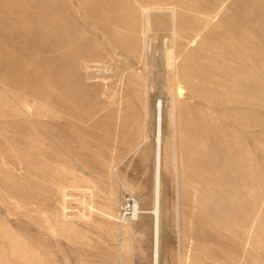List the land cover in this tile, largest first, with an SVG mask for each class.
Listing matches in <instances>:
<instances>
[{"label": "rangeland", "instance_id": "rangeland-1", "mask_svg": "<svg viewBox=\"0 0 264 264\" xmlns=\"http://www.w3.org/2000/svg\"><path fill=\"white\" fill-rule=\"evenodd\" d=\"M253 1L250 0L251 3H249L247 0H241V2L240 0H226V2L225 0H165L156 4L162 9H152L146 13L147 15L140 8L131 4L132 7L129 8V11L134 28L130 31L114 28L113 36L106 33L107 27H110L108 19L101 21L92 15L85 21L76 12L74 18L78 21L74 26L75 34L71 37L70 42L75 45L82 44L84 47L86 52L84 59L89 60L88 65L91 64V67L87 69L89 75L81 73L85 70L82 71L78 64L72 68L50 67L53 65L48 64L47 69L50 68L54 78L51 77L48 81L42 79V85L48 84L45 86L46 88L43 87L45 90L49 88V97L43 94L38 98L27 92L25 87L15 89L11 83L9 85L0 82V145H3L0 146L2 154H0V251H2L0 252V264H24V262H26L25 264H35L36 262L39 264L152 263V216L149 212L153 208L155 197L153 169L156 138L155 106H158V101H161L163 109L160 123V154L162 155H160L161 166L159 169L161 178L159 179L160 191L158 192V216H160L158 218L157 263L264 264V163H262V159L264 160V105L258 107L254 103L256 100V102H261H257L258 104H264L262 102V100L264 101V15L262 12L264 1L261 0L260 5H258L260 0ZM83 2L84 8L91 7L95 3L90 0ZM193 5L200 8L196 13L190 10ZM72 6L75 8L73 4ZM206 6L209 7L204 10L205 12H202L201 7L204 9ZM256 8L259 10H255ZM172 14L175 19L179 15H183L182 17L187 23L184 24L186 28L193 21L207 25L197 34L190 30H182L184 33H181L180 30L173 34L172 25L175 19L172 18ZM156 17L161 26L154 24L153 20ZM160 17L164 18L165 22L160 21ZM220 17L223 20H218ZM236 20L241 21L242 33L239 35L241 37H234V42L238 41L240 50L234 49L232 55L234 58L236 51L242 55L239 59H229L226 58L225 53L226 60L218 61L222 57H217L212 44L217 42L216 37H220L224 44L222 47H225L230 42L226 38L225 31L230 27L235 28ZM221 23L222 25H220ZM244 31L247 33H243ZM210 32L211 34H208ZM106 40L109 42L106 43ZM118 41H121L126 48H119L116 45ZM135 42L139 44V47ZM107 45H111V47L109 46L111 49L106 47ZM183 45L187 47L185 46V48ZM216 45H220V43H216ZM164 51L170 52L166 53L171 57L170 60L166 59ZM229 54L227 55L229 56ZM249 54L253 57L251 60L255 61L254 65L252 61L247 60V58H251ZM200 56H204L206 59H201ZM225 61L229 64L223 63ZM233 61L234 63L236 61L238 65L232 64ZM213 62L217 66H213ZM166 64H168V68H165ZM211 65L215 67H212L215 70L208 71L207 67H211ZM218 65L220 66L218 67ZM122 66H124V70ZM160 66L164 67L158 69ZM191 67L201 68L202 71L200 69L199 73L202 74L206 71V74H202L204 77L191 76ZM204 67L206 68L204 69ZM239 67L244 69L240 71ZM31 68L33 69L32 66H28L27 70L32 71ZM74 68L79 71H74ZM121 71L123 72L120 73ZM73 72L78 79L73 77ZM156 72H158V76ZM211 73H219L220 76ZM128 75L130 76L128 77ZM85 77L87 78L85 79ZM212 78H216L217 80H214L217 83L212 81ZM55 80L61 86L58 82L55 83ZM219 82L223 84L221 85ZM210 85L212 86L210 87ZM135 88H138L139 91H136ZM192 91L196 92L198 96L194 97L195 95L191 94ZM103 92H106L105 95ZM53 93L57 96L50 95ZM241 93H247L250 97L244 95L246 96L244 98ZM207 96L218 104L211 103ZM257 96L263 97L262 100L256 99ZM57 98L60 99L64 108L57 106L55 103ZM224 99L228 102L226 103ZM240 99H244V104ZM230 101L235 103H230ZM11 108L13 109L11 110ZM237 112L239 113L236 114ZM230 114L232 116L236 114L235 121L232 116L229 118ZM203 115H205V119ZM245 115H248L246 117L249 118L246 119ZM207 116L209 118H206ZM209 120L214 121L215 125L219 124L215 126ZM237 121L242 122L237 123ZM220 122L224 124L220 125ZM203 123L204 125L201 126ZM245 124L249 125V128ZM211 125L213 131L209 130ZM182 126L184 128H181ZM196 127L197 129H195ZM241 127H245V129ZM178 128L180 132H177ZM201 130H207V132H201ZM181 132H184L185 135ZM219 132L225 135H220ZM18 133L21 135H17ZM30 133H32L31 136ZM231 133L232 135H230ZM194 134L198 135V138ZM177 135L179 136L177 137ZM233 137L235 138L233 139ZM222 138L225 140L223 139V144L219 145ZM255 138L257 142L254 140ZM5 139L7 142L14 140L15 146H12L13 143L10 141L7 144ZM19 142H24L21 148ZM25 144L26 146H23ZM203 145L205 151L199 149L203 148ZM178 146L180 149L182 147L181 151ZM187 146L189 147L187 148ZM24 148L28 149L24 151ZM19 150L23 152L20 151V153ZM205 152H207L206 155ZM215 153L217 156L214 155ZM247 155L249 157H246ZM203 156L205 160H203ZM212 156L215 158H211ZM3 158L5 161L2 160ZM185 158H187L186 161ZM248 161L250 162L248 163ZM196 166L197 168H195ZM210 166L214 169H210ZM216 168L218 169L216 170ZM235 169H238L237 172ZM200 170H203L204 173ZM185 171L186 173H183ZM204 174L207 175L204 176L207 178L203 182ZM199 175L203 177L202 180ZM220 176L222 178L225 176L224 180ZM243 178L245 179L243 180ZM258 186L260 187L259 191ZM227 195L229 196L226 198ZM125 198L131 199L134 208L136 205L142 213L138 216L129 215L123 218L120 205ZM259 198L260 200H258ZM233 199H239V201ZM245 200L249 202L246 203ZM198 203L201 204L198 205ZM250 212L251 216H248ZM234 216H237L238 220ZM242 217L248 220H244ZM255 220L261 225L260 229H258V223ZM247 222L249 223L246 224ZM232 223L234 225H230ZM8 230L10 233L13 232L14 236L16 235L15 237L12 235L14 239L10 233H7ZM243 234L246 236L244 237ZM17 237L19 239H16ZM248 238L249 241H247ZM3 240L4 242H2ZM15 246L20 251L15 252L17 251ZM9 253L17 258L10 257ZM35 256L37 259H34ZM16 260L19 262L17 263Z\"/></svg>", "mask_w": 264, "mask_h": 264}, {"label": "bare ground", "instance_id": "bare-ground-1", "mask_svg": "<svg viewBox=\"0 0 264 264\" xmlns=\"http://www.w3.org/2000/svg\"><path fill=\"white\" fill-rule=\"evenodd\" d=\"M84 0H72V1H70V0H0V82H5L4 84H9V83H11V84H13V86L15 87V89L16 88H19V87H25L26 89H27V92H29V93H32V94H34V95H36L37 96V98L39 97V96H42L43 94L44 95H49V93H48V90H49V88H48V90H45L44 89V87L45 86H47V85H42L43 84V82H42V79H45V81H48V80H50L51 79V77H53L52 76V71L50 70V68H48L47 69V65L49 64V65H53V66H50V67H54V66H56L57 68H60V67H62V68H64V67H66V68H72V67H74L76 64H78L79 66H80V68H82L81 70L83 71V69L85 70V72H81V73H87V75H89L88 73V71H87V69L89 68V67H91L90 65H88L87 64V62L89 61V60H87V59H84L85 58V54H86V52H85V49H84V47H82V44H78V45H75V44H71V42H70V39H71V37L75 34V31H74V26H75V24L77 23V19H75L74 18V14L77 12V13H79V15H80V18L82 19V20H87L88 18H91L92 17V15L94 16V17H96V18H98L99 20H101V21H104L105 19H108V25L110 26V27H107V29H106V33L108 32V34L109 35H112L113 36V34H114V32H115V30H113L114 28H118V29H125V30H132V28H134L133 27V25H132V23L133 22H131V15H130V11H129V8H131L132 7V5H134V6H136V7H138V8H140L143 12H145V14L146 13H149V11L150 10H160V9H162L161 8V6H157L156 4H158L159 2H163V1H165V0H163V1H161V0H90V1H92V2H95L94 3V5L93 6H91V7H83L84 5H83V2ZM249 3H251L250 2V0H247ZM254 1H258V0H254ZM253 1V2H254ZM264 1V0H263ZM225 2H226V0H225ZM240 2H241V0H240ZM259 2H262L261 0L260 1H258V5H260L259 4ZM72 4L75 6V8H73V6H72ZM132 4V5H131ZM263 4H264V2H263ZM262 3H261V5H263ZM129 5H130V7H129ZM225 5V4H224ZM133 6V7H134ZM245 6V5H244ZM250 6H252V5H250ZM207 7H209V6H206V7H204V9L201 7V10H202V12H205L204 10L205 9H207ZM212 7V6H211ZM257 7V6H256ZM222 8V7H221ZM253 8V7H252ZM167 9V8H166ZM198 9H200V8H197V7H195L194 5L192 6V8L190 9L192 12H195L196 13V11H199ZM258 8H256L255 10H257ZM200 10V11H201ZM213 10V9H212ZM259 10V9H258ZM261 10V9H260ZM220 11H221V9H220ZM246 11V10H245ZM201 12V13H202ZM262 12H263V15H264V7L262 8ZM214 13V12H213ZM216 13V12H215ZM240 13H243V12H240ZM249 13V12H248ZM204 14V13H203ZM208 14V13H207ZM217 14V13H216ZM147 15V14H146ZM173 15V14H172ZM171 15V16H172ZM210 15H212V14H210ZM183 16V15H182ZM182 16H178L176 19H175V16L173 15L172 16V18H174L175 19V22H174V24L172 25V32H173V34L174 33H176V32H179L180 30H181V33H184V32H182V30H190V31H193V32H195L196 34L197 33H200V31L201 30H203L204 28H205V26L207 25V24H204V25H202V23L200 22H198V21H193V22H191V23H189L188 24V26H187V28H186V26L184 25V24H187L186 23V21H184V19H183V17ZM220 16H222V15H220ZM244 16V15H243ZM144 17V16H143ZM216 17V16H215ZM244 17H246V16H244ZM248 17V16H247ZM264 17V16H263ZM161 18V17H160ZM210 18V17H209ZM212 18V17H211ZM243 18V17H242ZM250 18V17H249ZM162 19V20H161ZM160 19V21H164L163 19L164 18H161ZM200 19V18H199ZM223 20V18H219L218 20ZM228 19V18H227ZM224 20H225V18H224ZM154 24L155 25H157V26H161L158 22H159V19H157V17L156 18H154ZM247 21H249V20H247ZM247 21H245V22H247ZM161 22V23H162ZM165 22V21H164ZM223 22V21H222ZM225 22V21H224ZM217 23H219V22H217ZM147 24V23H146ZM164 24V23H163ZM162 24V25H163ZM226 24V23H225ZM171 25V24H170ZM218 25V24H217ZM220 25H222V23L220 24ZM164 27H166V25H163ZM162 26V27H163ZM262 26V25H261ZM112 27V28H111ZM225 27V26H224ZM207 28V27H206ZM211 28H213V27H211ZM225 28H227V27H225ZM105 29V28H104ZM212 30V29H211ZM264 30V29H263ZM206 31V30H205ZM188 32V31H187ZM203 32V31H202ZM226 38L230 41V42H228V44H226L225 45V47H222L224 44H222V42H221V38L220 37H216L215 39H216V41L217 42H213V50L215 51V54H217L218 56L217 57H222L221 59H219L218 61H220V60H222V59H224V60H226V58H229V59H234V58H240L241 57V55L239 54V52L238 51H236V53H235V56H234V58H233V55H232V53H234V49H237V50H240V47H239V44L237 43L238 41H236V42H234V37H237V36H239V35H241V33H242V28H241V21L240 20H236L235 21V28H228L226 31ZM246 31H244L243 33H245ZM126 33H128L127 31H126ZM206 33V32H205ZM247 33V32H246ZM129 34V33H128ZM192 34V33H191ZM195 34V35H196ZM208 34H211V32L210 33H208ZM125 35H127V34H125ZM249 35V34H248ZM130 36V35H129ZM190 36H192V35H190ZM198 36V35H197ZM250 36V35H249ZM108 37H110V36H108ZM127 37V36H126ZM239 37H241V36H239ZM91 38V37H90ZM96 38V37H95ZM124 38V37H123ZM196 38V37H195ZM203 38V37H202ZM108 39V38H107ZM131 39V38H130ZM130 39H127V40H130ZM206 39V38H205ZM214 39V38H213ZM89 40H92V39H89ZM105 40V39H104ZM108 40H110V39H108ZM108 40H106V43H108L109 41ZM135 40V39H134ZM239 40V39H238ZM108 41V42H107ZM240 41V40H239ZM225 42V41H224ZM132 43V42H131ZM139 43V42H138ZM212 43V42H211ZM216 43H220V45H216ZM127 44H129V43H127ZM135 44H137V42H135ZM189 44V43H188ZM113 45V44H112ZM116 45L119 47V48H123L125 45H123V43L121 42V41H118L117 43H116ZM139 44H137V46H138ZM103 46V45H102ZM109 46L111 47V45H107L106 47H108L109 48ZM134 46V45H133ZM132 46V47H133ZM137 46H135V47H137ZM184 47L186 46V45H183ZM128 47H131V46H129L128 45ZM139 47V46H138ZM187 47V46H186ZM185 47V48H186ZM241 47H243V46H241ZM104 48H105V46H104ZM124 48H126V47H124ZM185 48H182V49H185ZM109 49H111V48H109ZM128 49V48H127ZM163 49V48H162ZM181 49V50H182ZM188 49V48H187ZM207 49H209V48H207ZM100 50V49H99ZM113 50V49H112ZM129 50H130V48H129ZM102 51V50H101ZM108 51H111V50H108ZM114 51V50H113ZM115 51H117V50H115ZM183 51V50H182ZM189 51H190V49H189ZM195 51V50H194ZM244 51H246V50H244ZM251 51V50H250ZM250 51H247L248 53L250 52ZM253 51V50H252ZM89 52H92V51H89ZM105 52V51H104ZM120 52V51H119ZM122 52H124V51H122ZM159 52V51H158ZM165 52V51H164ZM169 51H166L165 52V54L166 53H168ZM184 52V51H183ZM115 53V52H114ZM121 53V52H120ZM127 53V52H126ZM170 53V52H169ZM196 53V52H195ZM225 53H226V56H224L225 55ZM228 53H230L229 54V56L227 55ZM94 53H92V55H93ZM111 54H112V52H111ZM110 54V55H111ZM162 54H164V53H162ZM182 54V53H181ZM188 54V53H187ZM209 54V53H208ZM252 54H254V53H252ZM255 54H257V53H255ZM161 55V54H160ZM195 55V54H194ZM250 55V57H251V54H249ZM248 55V56H249ZM94 56V55H93ZM165 56V55H164ZM187 56V55H186ZM189 56V55H188ZM197 56H199V55H197ZM247 56V57H248ZM255 56V55H254ZM175 57V56H174ZM190 57V56H189ZM207 57V56H206ZM226 57V58H225ZM244 57H246V54H244ZM243 57V58H244ZM249 57V58H250ZM258 57V56H257ZM262 57V56H261ZM127 58V57H126ZM191 58V57H190ZM200 58L201 59H206V58H204V56H200ZM208 58V57H207ZM253 57H251L250 59H248L247 58V60H250V61H252L253 59H252ZM159 59V58H158ZM157 59V60H158ZM163 59H165V58H163ZM166 59L167 60H170L171 59V57L168 55V54H166ZM175 59V58H174ZM184 59V58H183ZM192 59H193V57H192ZM214 59H216V58H214ZM242 59V58H241ZM244 59H246V58H244ZM252 59V60H251ZM182 60V59H181ZM180 60V61H181ZM184 60H186V59H184ZM263 60V59H262ZM92 61V60H91ZM123 61H125V60H123ZM159 61H163V60H159ZM173 61H175V60H173ZM197 61H198V59H197ZM217 61V60H216ZM243 61H246V60H243ZM155 62V61H154ZM165 62V61H164ZM182 62V61H181ZM181 62H179V63H181ZM196 62V61H195ZM194 62V63H195ZM228 62H230L229 60H228ZM228 62H223V63H228ZM255 62V61H254ZM253 61H252V64L254 63ZM168 63V62H167ZM179 63H177V64H179ZM184 63V62H183ZM192 63V62H191ZM190 63V64H191ZM206 63V62H205ZM220 64H221V62H219ZM232 64H235L236 63V61H235V63H234V61L233 62H231ZM246 63V62H245ZM262 63V62H261ZM189 64V63H188ZM213 64V66H217L216 65V63H212ZM229 64V63H228ZM250 64V63H249ZM255 64V63H254ZM253 64V65H254ZM161 65V64H160ZM167 65L168 64H166V67L165 68H168L167 67ZM191 65H193V64H191ZM201 65V63L199 64V66ZM208 65V64H207ZM235 65H238L237 63L235 64ZM259 65V64H258ZM33 67V69H32V71H28L27 70V67ZM156 66H158L157 64H156ZM175 66H176V64H175ZM203 66H205L204 65V63H203ZM212 65H211V67H207V70L209 71V70H215V69H213V68H215V67H213ZM220 65H218V67H219ZM231 66V65H230ZM245 66V65H244ZM256 66H257V64H256ZM260 66H261V64H260ZM259 66V67H260ZM49 67V66H48ZM159 67V66H158ZM161 67H164V66H160V68H158V69H161ZM169 67H170V65H169ZM189 67V66H188ZM201 67V66H200ZM213 67V68H212ZM223 67H224V65H223ZM262 67V66H261ZM122 68H123V70L125 69L124 68V66H122ZM175 68H177V67H175ZM206 67H204V69H205ZM209 68V69H208ZM212 68V69H211ZM222 68V67H221ZM225 68V67H224ZM240 69V71L241 70H243L244 68H242V67H239ZM242 68V69H241ZM52 69V68H51ZM77 69H79L78 67H77ZM76 69V70H77ZM201 69V68H200ZM199 68H197V67H191V76H194V77H204V76H202V74H206V71L205 72H203L202 74L201 73H199V70H200ZM248 69V68H247ZM262 69V68H261ZM60 70V69H59ZM75 70V68H74V71H76ZM80 70V71H81ZM100 70V69H99ZM176 70V69H175ZM77 71H79V70H77ZM183 71V70H182ZM201 71H202V69H201ZM248 71V70H247ZM261 72H262V70H260ZM60 72V71H59ZM68 72V71H67ZM123 71H121L120 73H122ZM125 72V71H124ZM167 72V71H166ZM216 72V71H215ZM237 72V71H236ZM125 73H127V72H125ZM124 73V74H125ZM224 73V72H223ZM238 73H239V71H238ZM238 73H236V74H238ZM263 73V72H262ZM73 77H75V79H78L77 78V75L75 74V72H73ZM142 74V73H141ZM212 75H217V74H219V73H211ZM156 75L158 76V72H156ZM164 75V74H163ZM207 75H208V73H207ZM212 75H210V76H212ZM233 75V74H232ZM130 75H128V77H129ZM170 76V75H169ZM218 76H220V74L218 75ZM106 77V76H105ZM142 77H144V76H142ZM162 77V76H161ZM165 77V76H164ZM163 77V79H165ZM166 77H168V76H166ZM171 77V76H170ZM217 77V76H216ZM54 78V77H53ZM87 77H85V79H86ZM208 78V77H207ZM206 78V79H207ZM202 79H205V78H202ZM213 79V78H212ZM214 79H216V78H214ZM212 80V81H215L216 83H217V79L216 80ZM126 80H127V78H126ZM45 81H44V83H45ZM56 81V80H55ZM62 81V80H61ZM73 81H74V79H73ZM133 81H135V80H133ZM163 81V80H162ZM165 81H166V79H165ZM169 81V80H168ZM212 81H210V82H212ZM54 82V81H53ZM58 81H56L55 83H57ZM128 82V81H127ZM202 82H204V81H202ZM206 82V81H205ZM241 82V81H240ZM50 83V82H49ZM62 83V82H61ZM77 83V82H76ZM165 83V82H164ZM220 83V82H219ZM243 83V82H242ZM58 84H60L59 82H58ZM57 84V85H58ZM64 84V83H63ZM65 84H67V83H65ZM69 84V83H68ZM72 84V83H71ZM82 84V83H81ZM106 84V83H105ZM175 84V83H174ZM205 84H208V83H205ZM212 84H214V83H212ZM221 84V83H220ZM219 84V85H220ZM223 84V83H222ZM221 84V85H222ZM237 84V83H236ZM235 84V85H236ZM245 84H248V83H245ZM10 85V84H9ZM49 85H51V84H49ZM70 85V84H69ZM73 85V84H72ZM75 85H77V84H75ZM79 85V84H78ZM77 85V86H78ZM215 85V84H214ZM220 85V86H221ZM248 85H250V84H248ZM44 86V87H43ZM52 86V85H51ZM60 86H61V84H60ZM63 86V85H62ZM71 86V85H70ZM83 87H84V85H82ZM139 86H140V83H139ZM165 86V85H164ZM197 86V85H196ZM212 85H210V87H211ZM242 86V85H241ZM55 87V86H54ZM95 87H97V86H95ZM219 87V86H218ZM217 87V88H218ZM224 87V86H223ZM238 87V86H237ZM243 87H245L244 85H243ZM46 88V87H45ZM51 88V87H50ZM70 88V87H69ZM99 88V87H98ZM175 88V87H174ZM190 88V87H189ZM214 88H216V87H214ZM229 88V87H228ZM239 88V87H238ZM247 88V87H246ZM14 89V90H15ZM63 89H64V87H63ZM86 89H89V88H86ZM131 89H133V88H131ZM130 89V90H131ZM135 89H137L136 91H139L138 90V88H135ZM143 89V88H142ZM225 89V88H224ZM230 89H232V88H230ZM230 89H229V91H230ZM263 89V88H262ZM9 90V89H8ZM12 90V89H11ZM90 90V89H89ZM96 90V89H95ZM205 90H207V89H205ZM222 90V89H221ZM234 90V89H233ZM236 90V89H235ZM241 90V89H240ZM255 90V89H254ZM47 91V92H46ZM84 91V90H83ZM98 91H100V90H98ZM103 91V90H102ZM127 91H129V90H127ZM133 91H134V89H133ZM141 91V90H140ZM170 91H171V89H170ZM188 91V90H187ZM217 91V90H216ZM228 91V92H229ZM257 91V90H256ZM24 92V91H23ZM50 92V91H49ZM90 93H92L93 94V92H91V91H89ZM235 91H233V93H234ZM239 92V91H238ZM243 92H245V91H243ZM258 92V91H257ZM260 93H261V90L259 91ZM50 93H52V92H50ZM89 93V94H90ZM100 93H101V91H100ZM105 93L106 92H103V94L105 95ZM161 93V92H160ZM231 93H232V91H231ZM236 93V92H235ZM248 93V92H247ZM247 93L246 94H242L241 93V95H243V97L245 98L246 96H248L247 95ZM5 94V93H4ZM20 94V93H19ZM53 94H55V93H53ZM53 94H50V95H52V96H57L56 94L55 95H53ZM68 94V93H67ZM134 94V93H133ZM132 94V95H133ZM191 94H193V95H195L194 97H196V96H198V95H196V92H194V91H192L191 92ZM238 94V93H237ZM250 94V93H249ZM252 94V93H251ZM250 94V95H251ZM234 95V94H233ZM232 95V96H233ZM238 95H240V93L238 94ZM244 95H246V96H244ZM63 96V95H62ZM61 96V97H62ZM174 96V95H173ZM237 96V95H236ZM236 96H234V97H236ZM253 96V95H252ZM43 97H45V96H43ZM49 97V96H48ZM61 97H59V98H61ZM105 97V96H104ZM220 97H222V96H220ZM219 97V98H220ZM241 97V96H240ZM248 97H250V96H248ZM55 98V97H54ZM140 98V97H139ZM256 99L258 98V99H260V100H262V98L263 97H261V98H259L258 96L257 97H255ZM207 99H209L210 100V102L211 103H213L214 105H217L218 103L216 102V101H214V100H211V98L209 97V96H207ZM236 99V98H235ZM246 99H249V98H246ZM146 100V99H145ZM225 101H226V99H224ZM241 101H242V103H243V100L244 99H240ZM90 101V100H89ZM47 102H49V101H47ZM52 102V101H51ZM175 102V101H174ZM210 102H207V103H210ZM219 102V101H218ZM228 101H226V103H227ZM252 102V101H251ZM257 102H260V101H257ZM256 102V100H255V102L254 103H256L257 104V106L259 107L260 105L261 106H263L264 104H258ZM262 102L264 103V101L262 100ZM9 104H11L10 102H8ZM55 103L57 104V106L58 107H63V105H61V102H60V99H58L57 98V100L55 99ZM158 106H155V123H156V138H155V155H154V169H153V174H154V194H155V197H154V204H153V208H152V210L149 212V211H147V212H149L150 214H151V216H152V235H153V256H152V263L151 264H158L157 263V241H159L158 240V218H159V216H158V192L160 191V189H159V179L161 178V176L159 177V175H161V174H159V169H160V166H161V162H160V155H162V154H160V136H161V128H160V123H161V117H162V103H161V101H158ZM183 103V102H182ZM230 103H235L234 101H230ZM237 103V102H236ZM238 103H240V102H238ZM253 103V102H252ZM261 103V102H260ZM99 104V103H98ZM186 104V103H185ZM244 104V103H243ZM248 104V103H247ZM55 105V104H54ZM100 105V104H99ZM177 105V104H176ZM234 105V104H233ZM240 105V104H239ZM96 106V105H95ZM191 106H192V103H191ZM195 106H197V105H195ZM211 106H213V105H211ZM223 106H225V105H223ZM243 106H245V105H243ZM254 106H256V105H254ZM253 106V107H254ZM7 107H9L8 105H7ZM6 107V108H7ZM11 107V106H10ZM27 107V106H26ZM58 107H56V108H58ZM94 107V106H93ZM98 107V106H97ZM130 107V106H129ZM193 107V106H192ZM191 107V108H192ZM28 108V107H27ZM64 108V107H63ZM65 108H67V107H65ZM194 108V107H193ZM193 108L191 109V110H193ZM234 108V107H233ZM254 108H256V107H254ZM10 109V108H9ZM13 108H11V110H12ZM59 109V108H58ZM96 109V108H95ZM187 109H188V107H187ZM203 109H205L204 107H203ZM203 109H202V111H203ZM219 109V108H218ZM227 109V108H226ZM228 109H231V108H229L228 107ZM227 109V110H228ZM29 110V109H28ZM56 110V109H55ZM183 110V109H182ZM206 110V109H205ZM225 110V109H224ZM232 110H234V109H232ZM4 111V110H3ZM40 111V110H39ZM184 111H187V110H184ZM199 111H200V109H199ZM209 111V110H208ZM210 111H212V110H210ZM220 111V110H219ZM229 111V110H228ZM231 111V110H230ZM234 111H236V110H234ZM233 111V113H235ZM242 111V110H241ZM20 112H23V111H20ZM28 112V111H27ZM43 112V111H42ZM41 112V113H42ZM189 112V111H188ZM257 112H259V111H257ZM24 113V112H23ZM41 113H39V114H41ZM45 113V112H44ZM123 113V112H122ZM129 113V112H128ZM178 113V112H177ZM209 113V112H208ZM213 113V112H212ZM220 113V112H219ZM224 113H225V111H224ZM226 113H227V111H226ZM230 113V112H229ZM239 112H237L236 114H238ZM261 113V112H260ZM6 114V113H5ZM10 114H12V113H10ZM17 114V113H16ZM35 114V113H34ZM43 114V113H42ZM52 114V113H51ZM204 114V113H203ZM228 114V113H227ZM236 114H234V116H232L231 114H230V116H229V118L232 116L233 118V120L235 119V116H236ZM242 114H244V113H242ZM262 114V113H261ZM264 114V113H263ZM6 115H8V114H6ZM195 115V114H194ZM207 115V114H206ZM223 115V114H222ZM256 115V114H255ZM254 115V117L256 118V116ZM13 116H15V114H13ZM17 116H18V114H17ZM17 116H15V117H17ZM38 116V115H37ZM36 116V117H37ZM49 116H51V115H49ZM198 116V115H197ZM205 115H203V117H204ZM209 116V115H208ZM206 117V118H209V117ZM212 116V115H211ZM243 116V115H242ZM246 116H248V115H245V118L247 119V118H249V117H246ZM258 116V115H257ZM26 117H28V116H26ZM30 117V116H29ZM32 117H33V115H32ZM55 117V116H54ZM185 117V116H184ZM212 117H214V116H212ZM226 117V116H225ZM240 117V116H239ZM38 118L39 119H41L40 118V116H38ZM46 118V117H45ZM177 118V117H176ZM182 118V117H181ZM214 118H217V117H214ZM254 118V119H255ZM17 119V118H16ZM38 119V120H39ZM185 119H186V117H185ZM204 119H205V117H204ZM239 119V118H238ZM26 120V119H25ZM43 120V119H42ZM44 120H49V119H44ZM52 120H53V116H52ZM55 120V119H54ZM187 120H189V119H187ZM213 120V119H212ZM212 120H209V122H211ZM217 120V119H216ZM218 120H219V118H218ZM221 121H222V119H220ZM228 120V119H227ZM237 120V119H236ZM243 120H244V118H243ZM29 121V120H28ZM51 121V120H50ZM193 121H196V120H194L193 119ZM192 121V122H193ZM232 121V120H231ZM235 121V120H234ZM262 121V120H261ZM260 121V122H261ZM12 122V121H11ZM38 122V121H37ZM43 122V121H42ZM57 122V121H56ZM55 122V123H56ZM182 122H185V121H182ZM181 122V123H182ZM205 122V121H204ZM213 123V125H215V122L214 121H212ZM240 122H242V121H237V123H240ZM1 123V122H0ZM2 123H4V122H2ZM34 123V122H33ZM40 123V122H39ZM44 123V122H43ZM51 123V122H50ZM59 123V122H58ZM178 123H179V121H178ZM221 123H223V122H220V125H221ZM256 123V122H255ZM37 124V123H36ZM180 124V123H179ZM191 124V123H190ZM197 124V123H196ZM205 124H206V122H205ZM219 124V123H218ZM217 124V125H218ZM224 124V123H223ZM222 124V125H223ZM18 125V124H17ZM34 125H35V123H34ZM178 125V124H177ZM181 125V124H180ZM204 125V123L203 124H201V126H203ZM217 125H215V126H217ZM252 125V124H251ZM250 125V126H251ZM262 125V124H261ZM1 126V125H0ZM176 126V125H175ZM194 126V125H193ZM198 126V125H197ZM207 126V125H206ZM245 126H246V124H245ZM37 127H39V126H37ZM36 127V128H37ZM178 127V126H177ZM189 127V126H188ZM205 127V126H204ZM212 127V125L210 126V128ZM220 127V126H219ZM223 127V126H222ZM247 128H249V125H247L246 126ZM254 127V126H253ZM2 128V127H1ZM176 128V127H175ZM181 128H184L183 126L181 127ZM213 128H216V127H213ZM242 128V127H241ZM12 129H14V128H12ZM190 129V128H189ZM195 129H197V127L195 128ZM201 129V128H200ZM200 129H198V130H200ZM205 129V128H204ZM209 129V128H208ZM224 129V128H223ZM242 129H245V127L244 128H242ZM259 129H261V128H259ZM15 131L17 130V129H14ZM48 130V129H47ZM183 130H185V129H183ZM191 130V129H190ZM193 130V129H192ZM198 130H197V132H198ZM209 130H212L213 131V129L211 128V129H209ZM215 130V129H214ZM220 130H222L221 128H220ZM233 130H236V129H233ZM6 131V130H5ZM13 131V130H12ZM30 131V130H29ZM176 131V130H175ZM180 132V130H179V128H178V130H177V132ZM202 131H206L207 132V130H201V132ZM216 131V130H215ZM225 131V130H224ZM229 131V130H228ZM243 131V130H242ZM27 132V131H26ZM44 132V131H43ZM185 132V131H184ZM184 132H181V133H184ZM223 132V131H222ZM220 133V135H225V134H223V133ZM237 132V131H236ZM13 133V132H12ZM15 133V132H14ZM20 133V132H19ZM17 134V135H21V134ZM21 133H23V132H21ZM28 133V132H27ZM40 134H41V132H39ZM176 133V132H175ZM187 133V132H186ZM189 133V132H188ZM196 133V132H195ZM200 133V132H199ZM210 133V132H209ZM224 133H228V132H224ZM238 133V132H237ZM247 133V132H246ZM16 134V133H15ZM31 134L32 133H30V136H31ZM35 134H36V132H35ZM46 134H48V133H46ZM45 134V135H46ZM205 134V133H204ZM214 135H215V133H213ZM216 134H218V133H216ZM233 134H234V132H233ZM250 134V133H249ZM10 135V134H9ZM14 135V134H13ZM184 135H185V133H184ZM208 135V134H207ZM230 135H232V133L230 134ZM254 135V134H253ZM22 136H24V135H22ZM32 136H34V135H32ZM37 136V135H36ZM35 136V137H36ZM39 136V135H38ZM43 136V135H42ZM179 135H177V137H178ZM193 136V135H192ZM194 136H196L195 134H194ZM198 136V135H197ZM196 136V137H197ZM218 136V135H217ZM260 136H261V134H260ZM39 137H41V136H39ZM44 137V136H43ZM46 137V136H45ZM191 137V136H190ZM205 137V136H204ZM219 138H220V136H218ZM258 137V136H257ZM14 138V137H13ZM23 138V137H22ZM188 138V137H187ZM194 139H195V137H193ZM198 138V137H197ZM202 138H203V136H202ZM227 138H228V136H227ZM235 137H233V139H234ZM12 139V138H11ZM26 139H28V138H26ZM41 139V138H40ZM191 139V138H190ZM199 139L201 140V138L199 137ZM205 139H208V138H205ZM223 139L224 138H222V140L220 139V141L221 142H219V145H220V143H222V141H223ZM9 140V139H8ZM42 140V139H41ZM46 140V139H45ZM175 140H176V138H175ZM181 140V139H180ZM195 140H197V139H195ZM225 140V139H224ZM245 139H243V141H244ZM255 141H256V138L254 139ZM259 140V139H258ZM5 141H6V139H5ZM10 141V143H13L14 142V140H13V142H11V140H9ZM8 141V142H9ZM21 141H22V139H21ZM25 141V140H24ZM242 141V140H241ZM246 141V140H245ZM7 142V141H6ZM8 142H7V144H8ZM36 142V141H35ZM43 142V141H42ZM42 142H40L41 144H42ZM193 142V141H192ZM196 142V141H195ZM257 142V141H256ZM259 142V141H258ZM21 143V146H20V148L22 147V144L24 143H22V142H19V144ZM38 143V142H37ZM44 143V142H43ZM254 143V142H253ZM27 144V143H26ZM26 144L25 145H23V146H26ZM44 144H46V143H44ZM179 144H181V143H179ZM204 144V143H203ZM223 144V143H222ZM242 144V143H241ZM249 144V143H248ZM14 145V143L12 144V146ZM31 145V144H30ZM36 145V144H35ZM34 145V146H35ZM48 145V144H47ZM243 145V144H242ZM1 147L3 146V145H0ZM15 146V145H14ZM32 146V145H31ZM37 146V145H36ZM35 146V147H36ZM182 146V145H181ZM184 146V145H183ZM196 146H197V144H196ZM260 146V145H259ZM38 147H40V146H38ZM189 146H187V148H188ZM195 147V145L193 146V148ZM243 147H246V146H243ZM4 148H6V147H4ZM9 148V147H8ZM18 148V147H17ZM162 148V147H161ZM178 148H179V146H178ZM185 148H186V146H185ZM197 148V147H196ZM199 148V147H198ZM197 148V149H198ZM223 149H224V146L222 147ZM3 149V148H2ZM1 149V150H2ZM28 148H24L23 150L25 151V150H27ZM180 149V148H179ZM190 149V148H189ZM199 149H204V145H203V148H199ZM31 150V149H30ZM182 150V147H181V149H180V151ZM206 149H204L203 151H205ZM239 150V149H238ZM5 151V150H4ZM4 151H3V153H4ZM11 151V150H10ZM13 151V150H12ZM20 151H22V150H19V152ZM32 151H33V149H32ZM183 151H185V150H183ZM7 152V151H6ZM9 152V151H8ZM17 152H18V150H17ZM23 152V151H22ZM198 152V151H197ZM212 152V151H211ZM216 152V151H215ZM234 152V151H233ZM238 152V151H237ZM244 152V151H243ZM10 153V152H9ZM13 153V152H12ZM21 153V152H20ZM26 153V152H25ZM180 153V152H179ZM182 153V152H181ZM199 153V152H198ZM206 153L207 152H205V155H206ZM250 153V152H249ZM264 153V152H263ZM1 154V153H0ZM5 154V153H4ZM204 154V153H203ZM211 154H213V153H211ZM210 154V155H211ZM217 153H215L214 155H216ZM245 154H247V153H245ZM2 155V154H1ZM0 155V156H1ZM6 155V154H5ZM12 155H15V154H12ZM21 155V154H20ZM38 155V154H37ZM194 155H196V154H194ZM199 156H201L202 154H198ZM204 155V156H205ZM238 155V154H237ZM261 155V154H260ZM34 156H36V155H34ZM204 156H203V160H205L204 159ZM208 156H209V154H208ZM208 156H206V157H208ZM217 156V155H216ZM227 156V155H226ZM226 156H224V157H226ZM234 156V155H233ZM252 156V155H251ZM10 157V156H9ZM13 157V156H12ZM178 157V156H177ZM176 157V158H177ZM180 157V156H179ZM223 157V158H224ZM246 157H249L248 155L246 156ZM254 157H255V155H254ZM253 157V158H254ZM261 157V156H260ZM6 158V157H5ZM8 158V157H7ZM6 158V159H7ZM17 158V157H16ZM39 158V157H38ZM183 158V157H182ZM199 158V157H198ZM211 158H215L214 156H212ZM211 158H209L210 160H212ZM233 158V157H232ZM9 159V158H8ZM180 159V158H179ZM260 159V158H259ZM2 160H4V158L2 159ZM11 160V159H10ZM14 160H16V159H14ZM17 160H19V159H17ZM44 160H47V159H44ZM180 160H182L183 161V159H180ZM185 161L187 160V158H185L184 159ZM203 160H202V162H203ZM214 160V159H213ZM225 160V159H224ZM230 160V158L228 159V161ZM249 160H251V159H249ZM261 160V159H260ZM5 161V160H4ZM8 161V160H7ZM49 161V160H48ZM215 161V160H214ZM255 161V160H254ZM9 162V161H8ZM19 162V161H18ZM177 162V161H176ZM232 162V161H231ZM243 162H245V161H243ZM250 161H248V163H249ZM256 162V161H255ZM260 162V161H259ZM12 163V162H11ZM211 163H212V161H211ZM223 163V162H222ZM262 163H264V160L262 159ZM3 164V163H2ZM13 164V163H12ZM16 164V163H15ZM163 164V163H162ZM202 164V163H201ZM204 164H206L205 162H204ZM209 164V163H208ZM229 164H230V161H229ZM253 164V163H252ZM251 164V165H252ZM177 165V164H176ZM224 165V164H223ZM255 165V164H254ZM20 166H21V164H20ZM185 166V165H184ZM225 166V165H224ZM232 166V165H231ZM237 166V165H236ZM255 166H257V165H255ZM15 167V166H14ZM18 168H19V165L17 166ZM202 167H204V166H202ZM227 167V166H226ZM234 167V166H233ZM244 167V166H243ZM252 167V166H251ZM263 167V166H262ZM16 168V167H15ZM195 168H197V166L195 167ZM201 168V167H200ZM209 168V167H208ZM232 168V167H231ZM235 168V167H234ZM234 168H232V169H234ZM253 168V167H252ZM183 169V168H182ZM210 169H212V167L210 166ZM214 169V168H213ZM212 169V170H213ZM218 168H216V170H217ZM238 169H239V167H238ZM238 169H235L236 170V172H237V170ZM249 169V168H248ZM251 169V168H250ZM197 170V169H196ZM203 170H204V168H203ZM203 170H200V172H202ZM215 170V171H216ZM227 170V169H226ZM259 170V169H258ZM19 172H20V169L18 170ZM193 171V170H192ZM210 171V170H209ZM224 171V170H223ZM252 171V170H251ZM162 172V171H161ZM199 172V171H198ZM208 172V171H207ZM217 172V171H216ZM215 172V173H216ZM244 172H245V170H244ZM247 172H248V170H247ZM23 173H25V172H23ZM29 173V172H28ZM38 173V172H37ZM36 173V174H37ZM182 173V172H181ZM183 173H186V171L185 172H183ZM188 173V172H187ZM203 173H204V171H203ZM213 173V172H212ZM211 173V174H212ZM215 173H213V174H215ZM235 173V172H234ZM233 173V174H234ZM240 173V172H239ZM246 173V172H245ZM250 173V172H249ZM252 173H253V171H252ZM257 173V172H256ZM33 174V173H32ZM40 174V173H39ZM196 174V173H195ZM222 174V173H221ZM241 174V173H240ZM260 174V173H259ZM38 175V174H37ZM200 175H202V173H200ZM200 175H199V177H200ZM243 175H245V174H243ZM257 175V174H256ZM38 176H40V175H38ZM204 176H207V175H203V177ZM208 176H209V174H208ZM222 176H223V174H222ZM250 176V175H249ZM261 176V175H260ZM259 176V177H260ZM190 177V176H189ZM202 176L200 177L201 178V180H202V178H203ZM218 177V176H217ZM221 177V176H220ZM225 177V176H224ZM224 177L222 178L223 180H224ZM248 177V176H247ZM192 178H193V176H192ZM205 178H207V177H204L203 178V182L205 181L204 179ZM214 178H215V176H214ZM241 178V177H240ZM246 178V177H245ZM245 178H243V180L245 179ZM253 178H254V176H253ZM262 178V177H261ZM217 179V178H216ZM236 179H237V177H236ZM200 180V179H199ZM212 180V179H211ZM211 180H209V181H211ZM233 180V179H232ZM249 180H251V179H249ZM263 180V179H262ZM197 181V180H196ZM213 181H215V180H213ZM234 181V180H233ZM264 181V180H263ZM193 182H195V181H193ZM197 182H199V181H197ZM197 182H196V184H197ZM218 182V181H217ZM228 182V181H227ZM239 182V181H238ZM242 182V181H241ZM245 182V181H244ZM200 183V182H199ZM211 183H214V182H211ZM240 183V182H239ZM252 183V182H251ZM207 184V183H206ZM209 184H210V182H209ZM217 184V183H216ZM220 186H222L221 184H219ZM247 186H249L250 187V185H247ZM262 186V185H261ZM211 187V186H210ZM218 187V186H217ZM230 187H232V186H230ZM249 187H248V189H249ZM259 187V186H258ZM205 188V187H204ZM241 188V187H240ZM239 188V189H240ZM246 188V187H245ZM257 188V187H256ZM256 188H254V189H256ZM264 188V187H263ZM222 189V188H221ZM262 189V188H261ZM216 190V189H215ZM235 190V189H234ZM260 190V187L258 188V191ZM201 191V190H200ZM233 191V190H232ZM211 192H213L212 191V189H211ZM210 192V193H211ZM216 192V191H215ZM196 193V192H195ZM236 193V192H235ZM251 193V192H250ZM249 193V194H250ZM207 194H209V193H207ZM243 194H245V193H243ZM243 194H241V195H243ZM247 194V193H246ZM256 194V193H255ZM19 195H20V193H19ZM199 195V194H198ZM240 195V196H241ZM160 196V195H159ZM225 196V195H224ZM223 196V197H224ZM229 195H227L226 196V198L228 197ZM239 196V197H240ZM245 196V195H244ZM197 197H199V196H197ZM202 197V196H201ZM232 197V196H231ZM242 197V196H241ZM221 198V197H220ZM242 198H244V197H242ZM257 198V197H256ZM247 199V198H246ZM252 199V198H251ZM222 200V199H221ZM228 200V199H227ZM233 200H235V201H239V199H233ZM232 200V201H233ZM241 200V199H240ZM258 200H260V198L258 199ZM210 201H211V199H210ZM242 201V200H241ZM246 201V200H245ZM248 201V200H247ZM247 201H246V203H247ZM198 202H200V201H198ZM203 202H205V201H203ZM202 202V203H203ZM207 202V201H206ZM229 202V201H228ZM249 202V201H248ZM257 202V201H256ZM230 203V202H229ZM233 203V202H232ZM238 203V202H237ZM199 204H201V203H198V205ZM231 204V203H230ZM236 204V203H235ZM243 204H245V203H243ZM242 204V205H243ZM215 205H216V203H215ZM249 205V204H248ZM229 206V205H228ZM231 206H233V205H231ZM240 206V205H239ZM238 207V206H237ZM247 207V206H246ZM216 207L214 206V209H215ZM245 208V207H244ZM258 208V207H257ZM202 209V208H201ZM200 209V210H201ZM228 209V208H227ZM230 209H232V208H230ZM246 209V208H245ZM204 210V209H203ZM209 209L207 208V211H208ZM216 210V209H215ZM236 210H237V208H236ZM253 210V209H252ZM211 211V210H210ZM209 211V212H210ZM233 211H235V209H233ZM242 211H243V209H242ZM258 211V210H257ZM202 212V211H201ZM204 212V211H203ZM229 212V211H228ZM232 212V211H231ZM142 212L141 211H139V209H138V207L135 205V208H134V216H138L139 214H141ZM213 213V212H212ZM233 213V212H232ZM219 214H221L220 212H219ZM234 214V213H233ZM235 214H237V213H235ZM243 214V213H242ZM245 214V213H244ZM260 214V213H259ZM208 215V214H207ZM206 215V216H207ZM216 215V214H215ZM231 215V214H230ZM230 215H227V216H230ZM247 215V214H246ZM263 215V214H262ZM209 216V215H208ZM207 216V217H208ZM221 216V215H220ZM225 216V215H224ZM223 216V217H224ZM248 216H251V212H250V214L248 215ZM260 216V215H259ZM213 217H215V216H213ZM235 217V216H234ZM237 217V216H236ZM235 217V219H237ZM244 217H245V215H244ZM244 217H242V218H244ZM247 217V216H246ZM256 217V216H255ZM261 217V216H260ZM208 218H210V219H212L211 217H208ZM232 218V217H231ZM248 218V217H247ZM247 218H244V220L245 219H247ZM230 219V218H229ZM228 219V220H229ZM248 219H250V218H248ZM247 219V220H248ZM258 219V218H257ZM226 220V219H225ZM225 220H224V222H225ZM238 220V219H237ZM243 220V219H242ZM250 220H252V219H250ZM259 220V219H258ZM214 222H215V220H213ZM254 221V220H253ZM256 221V220H255ZM242 222V221H241ZM246 222V221H245ZM257 222V221H256ZM263 222H264V219H263ZM249 222H247L246 224H248ZM251 223V222H250ZM258 223V222H257ZM1 224V223H0ZM226 224H227V222H226ZM244 224V223H243ZM264 224V223H263ZM6 225V224H5ZM230 225H234V223H232V224H230ZM237 224H235V226H236ZM258 225V229H260L259 227H261V225L258 223L257 224ZM260 225V226H259ZM2 226V225H1ZM253 226V225H252ZM264 226V225H263ZM2 227H4V225L2 226ZM160 227V226H159ZM232 227V226H231ZM237 227V226H236ZM248 227V226H247ZM228 228H230V227H228ZM263 228V227H262ZM240 229V228H239ZM185 230V229H184ZM227 230V229H226ZM233 230V229H232ZM246 230H248V228H246ZM250 230H252V229H250ZM9 231V230H8ZM7 231V233H10V231L8 232ZM213 231V230H212ZM233 231H236V230H233ZM214 232V231H213ZM240 232V231H239ZM262 232V231H261ZM13 233V232H12ZM12 233H10V235L12 236L13 234ZM235 233V232H234ZM240 233H242V231L240 232ZM257 233V232H256ZM6 234V233H5ZM250 234V233H249ZM263 234V233H262ZM9 235V236H10ZM1 236V235H0ZM14 236V235H13ZM13 236H12V238H13ZM16 236V235H15ZM14 236V237H15ZM243 236L245 237L246 236V234H243ZM251 237V236H250ZM3 238V237H2ZM216 238H219V237H216ZM257 238V237H256ZM11 239V238H10ZM14 239V238H13ZM12 239V241H14L13 243H15V240H13ZM16 239H19L18 237L16 238ZM220 239V238H219ZM5 240H7V239H5ZM11 241V242H12ZM247 241H249V238H248V240ZM246 241V242H247ZM251 241H252V239H251ZM254 241V240H253ZM1 242V241H0ZM2 242H4V240L2 241ZM8 242V241H7ZM10 242V243H11ZM10 243H8L9 245H11ZM12 243V244H13ZM219 243V242H218ZM2 244V243H1ZM16 244V243H15ZM5 245V244H4ZM8 245V246H9ZM19 245V244H18ZM7 246V247H8ZM26 246H27V244H26ZM5 247V246H4ZM20 247V246H19ZM23 247V246H22ZM29 247V246H28ZM15 249H16V246L14 247ZM25 248V247H24ZM11 249V247L9 248V250ZM17 250V249H16ZM19 250V249H18ZM18 250L17 251H15V252H18ZM21 250H23L22 248H21ZM8 251V250H7ZM11 251V250H10ZM12 251H14V249L12 248ZM20 251V250H19ZM29 251H30V249H29ZM0 252H2V251H0ZM30 252H32V251H30ZM210 253V252H209ZM2 254V253H1ZM234 254V253H233ZM9 255H11V253H9ZM31 255V254H30ZM29 255V256H30ZM15 256H16V253H15ZM26 256H28V255H26ZM262 256V255H261ZM10 257H14L13 256V254L10 256ZM36 257V256H35ZM6 258V257H5ZM15 258V257H14ZM17 258V257H16ZM15 258V259H16ZM34 258V257H33ZM215 258H216V256H215ZM11 259V258H10ZM15 259H13V260H15ZM19 259V258H18ZM29 259V258H28ZM34 259H37V257L36 258H34ZM20 260V259H19ZM19 260L17 261V263L19 262ZM20 261H22V259L20 260ZM24 261V260H23ZM217 261V260H216ZM6 262V261H5ZM215 262V261H214ZM26 262H24V264H25ZM37 264H39L38 262H36ZM35 263V264H36ZM12 264V263H11ZM28 264V263H27ZM222 264H224V263H222Z\"/></svg>", "mask_w": 264, "mask_h": 264}, {"label": "built area", "instance_id": "built-area-1", "mask_svg": "<svg viewBox=\"0 0 264 264\" xmlns=\"http://www.w3.org/2000/svg\"><path fill=\"white\" fill-rule=\"evenodd\" d=\"M120 212L123 218L134 214V205L131 199L125 198L120 205Z\"/></svg>", "mask_w": 264, "mask_h": 264}]
</instances>
